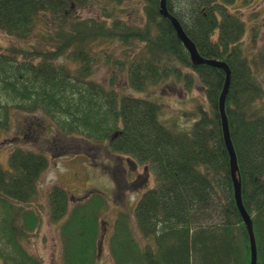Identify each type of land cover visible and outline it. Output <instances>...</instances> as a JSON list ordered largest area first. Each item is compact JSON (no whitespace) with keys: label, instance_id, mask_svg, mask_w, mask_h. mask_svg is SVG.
<instances>
[{"label":"trees","instance_id":"1","mask_svg":"<svg viewBox=\"0 0 264 264\" xmlns=\"http://www.w3.org/2000/svg\"><path fill=\"white\" fill-rule=\"evenodd\" d=\"M105 1L103 18H79L74 6L91 0H0V29L11 35L30 36L41 12L54 19L52 49L0 52V138L17 129L23 138L28 116L39 114L38 137L49 144L74 137L150 166L157 185L133 216L118 215L106 264H250L220 112L226 71L192 60L161 0H142L139 19L125 0ZM235 1L167 0V7L203 57L230 66L225 109L264 264V52L245 43L248 21L232 10ZM100 63L112 67L108 82L94 77ZM42 147H13L9 166L0 165V264H45L24 242L43 221L31 206L49 166L52 146ZM105 199L73 202L65 188L50 190L60 264H102Z\"/></svg>","mask_w":264,"mask_h":264},{"label":"rangeland","instance_id":"2","mask_svg":"<svg viewBox=\"0 0 264 264\" xmlns=\"http://www.w3.org/2000/svg\"><path fill=\"white\" fill-rule=\"evenodd\" d=\"M142 0H125L127 14L140 18ZM105 0H91L89 4L74 7L73 15L79 18H103ZM111 6V5H110ZM232 10L248 21V34L245 43L252 46L256 52H264V0H236ZM37 26L28 37L11 35L0 29V52L8 53L10 48H26L47 50L53 48L49 37V27L54 25L51 15L44 12L38 14ZM258 36L254 37V29ZM114 48V49H113ZM110 49L120 51V46L113 45ZM95 50H98L95 48ZM110 65L100 63L94 70V77L102 82L111 80ZM264 85V65L259 74ZM122 80L118 87L122 90ZM140 95V93H135ZM173 98L168 109H175ZM45 121L39 114L28 116L26 134L23 138L14 140L20 131H10L0 138V165L8 167V159L13 147L23 146L30 149L52 146L49 149V166L38 179V196L31 204L39 209L42 224L39 230L27 235L24 242L32 254L43 259L45 264H60L62 258V242L59 233V223L49 219L48 193L56 185L67 190L73 202H82L92 198L95 193L103 194L110 203L102 213L100 224L106 237L101 242L102 264L111 261L108 239L111 230L121 212L132 215L138 199L146 191L157 185V179L150 166L130 161L127 156L111 155L105 145H95L77 140L74 137L64 138L49 144L45 138L38 137L43 130ZM37 127V129H35ZM55 145V146H54ZM106 164H108L106 166ZM148 168V170L146 169ZM107 202V201H106Z\"/></svg>","mask_w":264,"mask_h":264},{"label":"water","instance_id":"3","mask_svg":"<svg viewBox=\"0 0 264 264\" xmlns=\"http://www.w3.org/2000/svg\"><path fill=\"white\" fill-rule=\"evenodd\" d=\"M161 13L163 16L170 18L176 27L177 33L179 37L182 39L184 45L190 52L192 60L197 64H210L215 65L218 67L223 68L226 71V81L223 93L220 98V112H221V119H222V127H223V133L224 138L226 142V146L229 152L230 156V166H231V174L234 182V191H235V199L237 206L239 208V211L242 215V218L246 224V227L249 232L250 237V248H251V262L250 264H257L258 263V246L256 241V236L254 232V222L252 215L249 214L246 206L244 205L243 198H242V183L239 177V164H238V157L237 153L234 147V144L232 142L231 138V132H230V125L229 120L226 114L225 109V102H226V96L229 89L230 81H231V69L229 65L225 61H219L215 59H210L203 57L199 51L194 42L187 36V34L184 32L181 24L179 21L174 17L167 9L166 7V0L161 1Z\"/></svg>","mask_w":264,"mask_h":264},{"label":"bare ground","instance_id":"4","mask_svg":"<svg viewBox=\"0 0 264 264\" xmlns=\"http://www.w3.org/2000/svg\"><path fill=\"white\" fill-rule=\"evenodd\" d=\"M162 1V0H161ZM166 7H167V0H166ZM167 9H168V7H167ZM169 11V10H168ZM170 12V11H169ZM173 15V14H172ZM174 16V15H173ZM175 17V16H174ZM170 19V18H169ZM177 19V18H176ZM171 20V19H170ZM178 20V19H177ZM179 21V20H178ZM171 22H172V20H171ZM179 23H180V21H179ZM172 24H173V22H172ZM181 24V23H180ZM173 26H174V24H173ZM182 26V25H181ZM174 28H176L175 26H174ZM183 28V27H182ZM176 32H177V30H176ZM231 82V81H230ZM225 86V85H224ZM229 87H230V85H229ZM223 90H224V88H223ZM229 90V89H228ZM222 93H223V91H222ZM228 93V92H227ZM222 95V94H221ZM221 98V97H220ZM233 142V141H232ZM239 164V163H238ZM239 172H240V167H239ZM242 198H243V193H242ZM259 254V253H258Z\"/></svg>","mask_w":264,"mask_h":264}]
</instances>
